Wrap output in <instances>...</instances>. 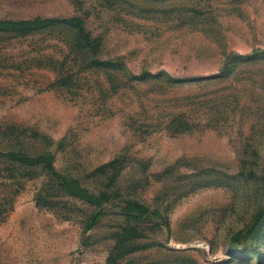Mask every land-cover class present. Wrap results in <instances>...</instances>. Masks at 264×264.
<instances>
[{"label": "rangeland", "instance_id": "1", "mask_svg": "<svg viewBox=\"0 0 264 264\" xmlns=\"http://www.w3.org/2000/svg\"><path fill=\"white\" fill-rule=\"evenodd\" d=\"M79 5L87 28L102 39L103 57H121L130 72L206 75L218 71L227 52L264 50V0ZM79 5L0 0V17L67 16ZM63 41L59 28L0 40V122L46 137L30 136V143L39 148L50 141L57 169L90 186L99 179L87 173L124 150L121 196L104 202V213L84 230L95 204L66 197L54 208L39 206V179H26L0 221V264H106L111 232L124 222L115 211L129 193L151 207L167 204L170 230L145 224L140 241L152 244L128 254L123 264H257L251 243L264 264V221L254 235L246 234L264 202V53L231 65L227 77L201 83L119 76L114 90L103 72L81 70L71 86L60 87L53 85L55 70L35 59L61 57ZM172 114L191 126L172 132ZM233 235L245 242L238 258L227 254Z\"/></svg>", "mask_w": 264, "mask_h": 264}, {"label": "trees", "instance_id": "2", "mask_svg": "<svg viewBox=\"0 0 264 264\" xmlns=\"http://www.w3.org/2000/svg\"><path fill=\"white\" fill-rule=\"evenodd\" d=\"M72 1L76 6L79 5V0ZM78 9V12L67 16L0 17V40L26 37L50 28H59L64 37L62 56L47 55L44 58L35 59L37 65L50 66L55 70L56 76L53 85L71 86L75 73L89 70L90 72H103L106 76L107 86L114 90L120 80L119 76L123 77L124 81L160 80L168 85L216 80L227 77L232 72L231 65L264 53L263 49L258 48L244 54L227 52L224 54L222 65L218 71L206 75L175 76L165 70L151 71L149 69L130 72L121 57H103L102 39L98 35H93L87 28L82 11H80L81 5ZM3 60L4 56L0 53V65H3ZM190 126L181 114H172L167 119V128L172 132H181ZM30 136L38 139L44 137L37 131L28 134L27 128L19 124L0 122V186H2L0 189V221L5 218L6 212L11 208L13 197L21 190L24 181L34 178L39 179V185L34 191V200L39 206L54 208L60 201H66V197H76L95 204L97 210L93 211L87 219L84 228L86 230L99 215L104 213V202L121 196L117 180L124 167V150L116 153L111 159L96 165L87 173L88 176L99 179L98 186H90L83 183L78 175L57 169L54 164V152H51L47 147L50 141L36 148L30 143ZM244 170L241 171L244 172ZM247 171H250V168ZM251 173L254 174V171L251 170ZM260 176L264 181V170ZM120 200V208L115 213L123 216L124 222L119 223L111 232L113 243L106 254V264H123V259L128 254L152 244L140 241L145 236V224L150 223V227H164L167 231L170 230L167 204H154L151 207L136 196H132L131 193H129V197H121ZM263 221L264 202L246 227V234L254 235ZM82 243H85L83 239ZM230 243L236 244L240 249L239 254L231 258L242 256L245 248H242L245 244L244 240L240 239L238 235H233ZM251 246L257 253L256 263L263 264V256L260 255L256 245L251 243ZM227 261L228 258L220 260L219 263Z\"/></svg>", "mask_w": 264, "mask_h": 264}, {"label": "water", "instance_id": "3", "mask_svg": "<svg viewBox=\"0 0 264 264\" xmlns=\"http://www.w3.org/2000/svg\"><path fill=\"white\" fill-rule=\"evenodd\" d=\"M239 252H240V249H239V247L236 244L229 243L227 245V254H228V257H232V256H235V255H238ZM225 259H227V258H224L222 260H225Z\"/></svg>", "mask_w": 264, "mask_h": 264}]
</instances>
